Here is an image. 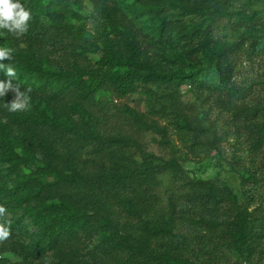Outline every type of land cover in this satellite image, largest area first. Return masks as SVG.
<instances>
[{
  "label": "rangeland",
  "instance_id": "374dc122",
  "mask_svg": "<svg viewBox=\"0 0 264 264\" xmlns=\"http://www.w3.org/2000/svg\"><path fill=\"white\" fill-rule=\"evenodd\" d=\"M48 1L24 0V6L42 20L40 9ZM148 4H164L172 16L160 39L153 33V21L136 18ZM66 9L80 17L71 23L86 30L88 42L101 44L111 37L87 1L74 0ZM110 10L131 39L147 42L156 70L173 78L165 84L139 83L135 93L125 98L103 87L86 101H69L60 117L57 158L73 160L75 169L90 177L123 169L142 173L141 166L147 161L158 164L153 158L167 164V168L154 170L147 184L160 202L157 217L162 223L171 216L187 224L212 222L217 188L227 186L250 213L251 239L242 256L226 250L224 264H264V48L259 43L264 38V0H115ZM180 23L201 25L199 37L178 40L175 28ZM245 32L251 34L248 39L216 63L209 61V50L232 45ZM45 54L55 70L72 63L63 53ZM99 57L87 55L92 62ZM15 134L22 135L18 130ZM30 170L34 167L20 173L27 176ZM0 173L13 188L15 175L1 159ZM250 176L257 183L243 186L241 177ZM36 206L29 194L23 195L11 202L1 220L10 224L18 220L30 243L36 233L29 214ZM173 234L164 245L165 255L187 256L192 262L197 255L203 264H219L208 238L206 250L195 245L194 238L203 232L174 230ZM79 236L77 264L138 262L129 257L120 240L116 247L104 249L96 234ZM1 258L6 264H22L13 254ZM35 264L73 263L65 255L47 252Z\"/></svg>",
  "mask_w": 264,
  "mask_h": 264
},
{
  "label": "trees",
  "instance_id": "16d2710c",
  "mask_svg": "<svg viewBox=\"0 0 264 264\" xmlns=\"http://www.w3.org/2000/svg\"><path fill=\"white\" fill-rule=\"evenodd\" d=\"M73 1L49 0L40 9L42 20L30 9L32 19L26 33L16 36L5 31L0 35L3 45L14 49L12 59L2 61L16 69L13 84L20 85L21 91L29 87L32 90L31 107L25 111H8L5 103L15 99L14 92L0 98V159L9 164L15 175V184L9 188L0 173V205L8 208L11 202L28 194L37 203L35 211L29 214L35 239L27 242L26 230L19 221L11 223L9 237L0 240V264H6L1 258L4 254L15 255L22 264H35L47 252L65 255L77 264L81 234H96L104 249L116 247L120 240L129 257L138 261L134 264H142V260H154L158 264H203L197 255L192 262L187 256L170 257L163 253L165 243L175 237L174 230L203 232L194 238L195 245L206 250L208 238L212 243L211 253L219 264L226 262L228 249L242 256L251 239L250 213L227 186L217 188L218 204L212 222L187 224L171 216L162 223L157 217L160 202L147 184L154 170L167 168V164L153 158L158 164L147 161L141 166L142 173L123 169L90 177L77 171L73 160L57 158L60 117L69 101H86L103 87L125 98L135 93L139 83L165 84L173 78L156 70L145 40L131 39L116 24L110 10L115 0H85L105 22L108 37H112L101 44L88 42L86 30L71 23L80 20L66 9ZM21 3L24 5V0ZM167 11L164 4H148L136 18L153 21V33L160 39L171 23L172 16ZM200 32L201 25L190 27L180 23L176 25L175 37L198 38ZM250 36L249 32L242 33L232 45L209 50V61L216 63ZM259 43L264 48V38ZM49 51L71 57L72 63L55 70L45 54ZM88 54L100 57L92 62ZM5 79L12 78L0 71V80ZM124 111L134 116L127 107ZM15 130L22 135L15 134ZM17 148L21 149L20 153ZM30 166L34 170L22 176L21 169ZM256 181L251 176L241 177L243 186L254 185ZM185 249L193 253L189 246Z\"/></svg>",
  "mask_w": 264,
  "mask_h": 264
},
{
  "label": "clouds",
  "instance_id": "9594fccd",
  "mask_svg": "<svg viewBox=\"0 0 264 264\" xmlns=\"http://www.w3.org/2000/svg\"><path fill=\"white\" fill-rule=\"evenodd\" d=\"M32 19L30 9L21 3V0H0V35L6 31L9 34L20 36L29 29V22ZM14 49L7 46H0V71L6 77L12 79L0 80V98L5 97L10 91L15 93V99L10 103H5L8 111H25L31 107V88L21 91L18 84H13L16 79V69L12 65H5L4 60H11ZM6 208L0 205V217L6 215ZM10 235V222H0V240L7 239Z\"/></svg>",
  "mask_w": 264,
  "mask_h": 264
}]
</instances>
